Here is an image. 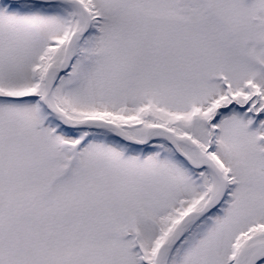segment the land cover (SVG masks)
I'll return each instance as SVG.
<instances>
[{"label":"snow or ice","instance_id":"obj_1","mask_svg":"<svg viewBox=\"0 0 264 264\" xmlns=\"http://www.w3.org/2000/svg\"><path fill=\"white\" fill-rule=\"evenodd\" d=\"M0 264H264V0H0Z\"/></svg>","mask_w":264,"mask_h":264}]
</instances>
